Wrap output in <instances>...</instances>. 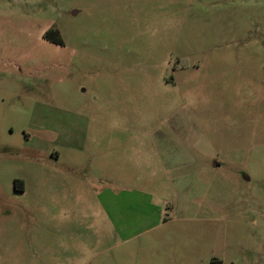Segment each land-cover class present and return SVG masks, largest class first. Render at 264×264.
Segmentation results:
<instances>
[{
	"label": "rangeland",
	"instance_id": "374dc122",
	"mask_svg": "<svg viewBox=\"0 0 264 264\" xmlns=\"http://www.w3.org/2000/svg\"><path fill=\"white\" fill-rule=\"evenodd\" d=\"M0 264H264V0H0Z\"/></svg>",
	"mask_w": 264,
	"mask_h": 264
},
{
	"label": "crops",
	"instance_id": "0c3cea01",
	"mask_svg": "<svg viewBox=\"0 0 264 264\" xmlns=\"http://www.w3.org/2000/svg\"><path fill=\"white\" fill-rule=\"evenodd\" d=\"M111 189H113L112 187H108L106 188L103 192H99L98 195L99 197L104 194V197L102 199H100V202L102 203V205L106 208V210L113 215V219L116 220H111L112 224L115 225V223L119 226V229L122 231V233L125 234V236L122 237L123 241L127 240L128 237L126 235L127 232V228L129 227V223L134 224V227H137L136 230H145L146 229V225H145V220L142 216H135L133 219V222H129L127 220V218L125 217L127 215V213L124 215V212L122 213V208L123 206L121 205L120 199L123 196V192L127 190L119 187V189H115L118 190L116 192H113ZM146 197H148V199H146ZM134 208L139 209L138 212L141 213L143 212L144 209H148L153 207V198L150 197L149 195L146 196H137V198L134 199ZM147 222V221H146ZM117 226V228H118ZM116 227V226H115ZM133 227V228H134ZM135 229V228H134ZM122 240L119 239V241H116L113 243V245H118L121 244L123 242Z\"/></svg>",
	"mask_w": 264,
	"mask_h": 264
},
{
	"label": "trees",
	"instance_id": "16d2710c",
	"mask_svg": "<svg viewBox=\"0 0 264 264\" xmlns=\"http://www.w3.org/2000/svg\"><path fill=\"white\" fill-rule=\"evenodd\" d=\"M51 31V32H50ZM50 31H48L47 33H46V35L48 36V34H51L52 33V30H50ZM53 33H55V32H53Z\"/></svg>",
	"mask_w": 264,
	"mask_h": 264
},
{
	"label": "flooded vegetation",
	"instance_id": "af4514ba",
	"mask_svg": "<svg viewBox=\"0 0 264 264\" xmlns=\"http://www.w3.org/2000/svg\"><path fill=\"white\" fill-rule=\"evenodd\" d=\"M50 30H52V29L47 30V32L50 31ZM47 32H46V33H47ZM50 32H51V31H50ZM52 33H53V30H52Z\"/></svg>",
	"mask_w": 264,
	"mask_h": 264
}]
</instances>
